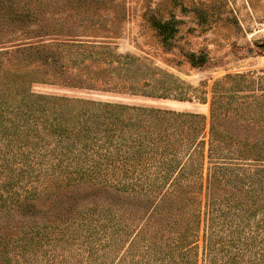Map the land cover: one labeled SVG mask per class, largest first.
<instances>
[{
    "label": "trees",
    "instance_id": "trees-1",
    "mask_svg": "<svg viewBox=\"0 0 264 264\" xmlns=\"http://www.w3.org/2000/svg\"><path fill=\"white\" fill-rule=\"evenodd\" d=\"M169 26L156 23L161 34ZM9 42L0 47V264L13 254L16 264H109L112 242L129 233L142 264H264V89L230 96L222 87H247L246 76L215 82L205 132L195 112L32 90L128 89L95 84L107 76L102 44L64 43L95 49L91 75L84 60L69 73L59 44Z\"/></svg>",
    "mask_w": 264,
    "mask_h": 264
},
{
    "label": "rangeland",
    "instance_id": "rangeland-1",
    "mask_svg": "<svg viewBox=\"0 0 264 264\" xmlns=\"http://www.w3.org/2000/svg\"><path fill=\"white\" fill-rule=\"evenodd\" d=\"M157 22H169V33L161 34ZM9 41L44 44L55 50L59 44L69 73L77 71L78 63L73 61L84 60L90 66L89 56L93 62L98 56L94 48H69L64 43L102 44L96 50L108 55V62L100 63L99 70L107 76L95 84H124L128 89L93 92L34 83L32 90L195 112L205 116V132L215 82L227 75L246 76L247 87L244 82L222 87L230 96H244L250 89L259 94L257 89H264V69L259 65L264 57V0H0V47L10 46ZM33 62L25 68L39 64ZM91 68L92 75L98 68ZM44 78L59 80L50 70ZM143 80L150 86L137 87ZM132 86L166 98L141 95ZM132 234H125L118 244L110 240L109 264H142L140 249L129 243ZM76 250V245L66 249ZM41 258L36 264H62ZM8 264H16L14 254Z\"/></svg>",
    "mask_w": 264,
    "mask_h": 264
},
{
    "label": "built area",
    "instance_id": "built-area-1",
    "mask_svg": "<svg viewBox=\"0 0 264 264\" xmlns=\"http://www.w3.org/2000/svg\"><path fill=\"white\" fill-rule=\"evenodd\" d=\"M259 65H260L261 68L264 69V57L260 58Z\"/></svg>",
    "mask_w": 264,
    "mask_h": 264
}]
</instances>
